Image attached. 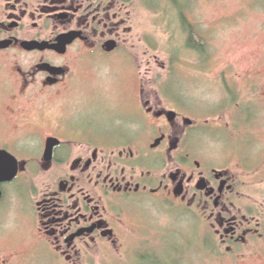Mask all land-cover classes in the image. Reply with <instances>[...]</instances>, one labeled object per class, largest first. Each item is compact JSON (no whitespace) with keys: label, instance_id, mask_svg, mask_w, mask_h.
Returning a JSON list of instances; mask_svg holds the SVG:
<instances>
[{"label":"flooded vegetation","instance_id":"af4514ba","mask_svg":"<svg viewBox=\"0 0 264 264\" xmlns=\"http://www.w3.org/2000/svg\"><path fill=\"white\" fill-rule=\"evenodd\" d=\"M149 1L0 0V58H10L17 94L8 113L39 104L23 117L35 120L39 110L41 120L22 124L15 137L0 131V151L19 164L18 176L1 185L0 254L13 261L0 264L118 256L127 264H252L264 257V165L257 170L245 155L225 160L214 138L225 126L256 128L263 112L237 94L235 102L224 78L227 96L209 115L195 92L181 91L173 69L152 74L166 66L151 57L148 16L177 0H153L154 9ZM71 34L75 40L57 51ZM33 43L41 46H26ZM117 66L129 71L118 89L106 80ZM22 132L30 139L23 142ZM13 213L20 224L7 230ZM21 240L29 243L24 255L16 251Z\"/></svg>","mask_w":264,"mask_h":264},{"label":"rangeland","instance_id":"374dc122","mask_svg":"<svg viewBox=\"0 0 264 264\" xmlns=\"http://www.w3.org/2000/svg\"><path fill=\"white\" fill-rule=\"evenodd\" d=\"M139 4L138 6L141 7L142 4ZM157 5L159 4L154 3L153 0L149 1L151 9ZM164 5L163 14L150 13L148 24L145 26L148 28L149 43L155 49L151 50V57L159 58L166 66V72L163 71L165 69L161 64L157 67L161 70L157 69V72L152 74L166 77L168 71L171 72L173 69L171 76L174 75L175 79L180 81L181 91L195 92L197 101L202 103L209 115L220 111L224 97L227 96L224 78L234 87L232 92L239 95L245 104L257 102V109L263 113L256 128L242 129V131L230 128L229 131L216 132L214 138L221 142L215 145V154H225V160L231 159L237 163L240 156H251L250 164H256L259 170L264 165L262 157L264 155V0H192L190 2L182 0L181 6L189 10L183 12L188 18V23L180 19L181 10H178V7L171 2ZM185 29L194 32L193 40L200 46L197 48L200 51L187 49L191 40L187 39ZM199 36L205 40L204 43L196 41ZM9 60L10 58H0V96L3 95L0 97L3 99L0 102V131L15 137L19 135V131L24 130L22 124L40 120V111L38 110L35 120H33L35 116H32L31 120V117L27 119L23 115H34L39 104H21L14 110L16 115L12 116L8 113L10 112L8 109L14 107L12 98L17 95L13 92L16 85L11 82L15 77L12 67L7 64ZM116 64L119 65L117 60ZM128 75L129 71L117 66L112 76L106 77V80H111L118 89L120 84L127 81ZM229 121L228 116L225 117V124ZM43 128H45L44 132L42 131L44 135L48 136L52 133L48 126ZM24 136L25 132L24 134L22 132L23 142L24 139H30ZM2 138L0 135V139ZM0 141H5V138ZM33 141L35 144H40V141ZM39 144L34 147L35 151H38ZM233 168L235 170L237 164H233ZM259 176L264 179L263 174ZM259 188L264 189V182ZM3 217L4 215H1L0 219ZM9 219L8 224L11 226H7V230L13 229L12 226L16 223L19 226L20 219L14 213ZM0 233L3 234L4 231L0 230ZM28 244L23 240L20 241L16 249L19 255L27 253ZM0 258L9 263L13 261L12 254L9 253L0 254ZM108 260L98 258L93 264H127V259L119 256L111 261ZM130 261L129 264H145L139 258ZM248 262L264 264V257L251 258ZM25 264L35 263L26 261Z\"/></svg>","mask_w":264,"mask_h":264},{"label":"water","instance_id":"95a60500","mask_svg":"<svg viewBox=\"0 0 264 264\" xmlns=\"http://www.w3.org/2000/svg\"><path fill=\"white\" fill-rule=\"evenodd\" d=\"M75 40V35H68L64 37L60 44L56 47V50L59 52H62L65 50V48L72 43ZM9 44L6 43L5 46H8ZM29 49H35L39 45V43H33V44H27L26 45ZM55 141L51 140L49 142V152H51L54 148ZM15 161V162H14ZM6 167V168H5ZM19 174V164L9 153L5 151H0V203L2 201V191H1V185L14 180Z\"/></svg>","mask_w":264,"mask_h":264},{"label":"trees","instance_id":"16d2710c","mask_svg":"<svg viewBox=\"0 0 264 264\" xmlns=\"http://www.w3.org/2000/svg\"><path fill=\"white\" fill-rule=\"evenodd\" d=\"M174 1V0H173ZM181 1L182 0H177V1H174V2H171L172 4H174L175 5V7H178V10H181V12H180V15H183V16H185V17H187L186 15H184V10H186V11H189L188 9H185V8H183L182 6H181ZM189 2L191 1V0H188ZM169 3V2H168ZM181 6V8H180V6ZM168 9H169V7H168ZM183 16H182V20H187V23H188V18H183ZM186 22V21H185ZM188 25V24H187ZM187 28V27H186ZM190 31H188V30H186L185 29V34H186V32H187V34H186V36H187V39H189L190 38V44L187 46V49H189V50H193V51H195L196 52V50L197 51H200L199 49H197V48H199L200 46H198L197 45V43H195L194 42V40H193V35H194V32L191 30V29H189ZM196 41H199L200 43L201 42H205V40L203 39V38H201L200 36H199V39H197ZM204 53V52H203ZM207 55V54H206ZM225 82H226V80H225ZM226 84V83H225ZM233 95V97H236L235 98V102H238V98H237V96L233 93L232 94ZM220 112V111H219ZM248 113V111H246L245 113H243V112H239V113H237L236 114V116H235V118L237 119V120H239L240 118V121H242V118L244 117V115L245 114H247ZM215 116H217V115H215ZM245 117H247V116H245ZM244 123V122H243ZM225 130H227V131H229L228 129H225ZM234 130H237V131H242V129L241 130H239V129H234ZM230 131H232V130H230Z\"/></svg>","mask_w":264,"mask_h":264}]
</instances>
